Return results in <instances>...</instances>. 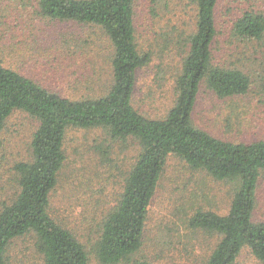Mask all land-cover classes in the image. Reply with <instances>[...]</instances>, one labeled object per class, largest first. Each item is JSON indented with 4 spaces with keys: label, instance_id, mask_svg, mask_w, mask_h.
Wrapping results in <instances>:
<instances>
[{
    "label": "trees",
    "instance_id": "1",
    "mask_svg": "<svg viewBox=\"0 0 264 264\" xmlns=\"http://www.w3.org/2000/svg\"><path fill=\"white\" fill-rule=\"evenodd\" d=\"M134 1H36L41 18L93 27L107 38L112 49L111 83L100 97L68 99L0 62V133L17 111L37 123L30 159L9 166L0 160L11 175L1 185L12 189L0 199V264H10L12 243L27 236L33 238V251L42 264L90 263L83 243L50 212L69 129L97 130L111 142H132L138 150L123 173L117 203L97 226L91 251L98 264H153L134 256L143 247L148 209L169 157L233 189L227 214L196 210L186 220L190 229L216 240L204 264H235L244 248L264 264V222L253 220L257 184L264 177V140L225 141L193 122L202 83L219 99L244 96L251 88L242 67L213 56L220 0H185L194 13L193 30L178 35L172 45L181 51L182 60L173 81L174 102L161 119H150L133 107L137 71L152 59L151 51L140 50L136 40ZM231 33L241 42L264 44V13L251 5L240 10ZM98 148L110 160L109 151Z\"/></svg>",
    "mask_w": 264,
    "mask_h": 264
},
{
    "label": "rangeland",
    "instance_id": "2",
    "mask_svg": "<svg viewBox=\"0 0 264 264\" xmlns=\"http://www.w3.org/2000/svg\"><path fill=\"white\" fill-rule=\"evenodd\" d=\"M36 1L0 0V62L68 99L104 95L111 83L112 49L107 38L93 27L41 18ZM249 5L264 13V0H220L212 51L215 60L248 73L250 90L244 96L219 99L202 83L193 111L198 128L234 143L264 140V44L241 42L231 33L233 20ZM190 6L185 0L134 1L136 40L140 50L151 51L152 59L137 71L133 107L150 119L163 118L174 102L173 81L182 55L172 45L178 35L193 30ZM36 127L28 115L12 114L0 133L4 165L30 159ZM98 146L109 151L110 160L104 159ZM64 152L50 212L83 243L89 264H98L91 251L97 226L117 203L124 172L138 150L132 142H111L97 130L69 129ZM3 168L0 199L5 191H12L1 185L2 179L11 178ZM232 190L230 184L193 172L178 158L169 157L148 209L143 247L134 258L153 264H204L216 240L190 229L186 220L196 210L227 214ZM253 220L264 222V177L257 184ZM32 243L31 236L14 241L10 264H42ZM235 264L262 263L244 248Z\"/></svg>",
    "mask_w": 264,
    "mask_h": 264
}]
</instances>
